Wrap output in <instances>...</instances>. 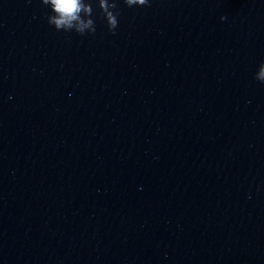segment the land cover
Here are the masks:
<instances>
[{
	"label": "water",
	"instance_id": "obj_1",
	"mask_svg": "<svg viewBox=\"0 0 264 264\" xmlns=\"http://www.w3.org/2000/svg\"><path fill=\"white\" fill-rule=\"evenodd\" d=\"M99 2L0 0V264H264V0Z\"/></svg>",
	"mask_w": 264,
	"mask_h": 264
},
{
	"label": "clouds",
	"instance_id": "obj_2",
	"mask_svg": "<svg viewBox=\"0 0 264 264\" xmlns=\"http://www.w3.org/2000/svg\"><path fill=\"white\" fill-rule=\"evenodd\" d=\"M122 2L127 7L149 5V0H122ZM41 3L48 6L51 13H55V15L47 17V22L56 30L70 31L74 29L76 33L81 35L85 32H95L94 20L91 18V3H84V0H41ZM99 8L109 32L115 34V29L118 26L117 17L120 15L115 0L113 2L100 0ZM81 12L88 15L89 19H82ZM220 19L223 21L226 17L221 16ZM254 79L264 83V61L259 64V71L255 73Z\"/></svg>",
	"mask_w": 264,
	"mask_h": 264
}]
</instances>
